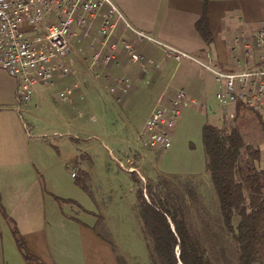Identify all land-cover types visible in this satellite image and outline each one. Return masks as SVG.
I'll return each instance as SVG.
<instances>
[{"label": "rangeland", "instance_id": "rangeland-1", "mask_svg": "<svg viewBox=\"0 0 264 264\" xmlns=\"http://www.w3.org/2000/svg\"><path fill=\"white\" fill-rule=\"evenodd\" d=\"M111 1L113 2V0ZM117 8L122 14L123 20L136 27L118 6ZM123 26L124 22L121 21L119 28ZM20 30L25 31L23 27ZM77 32L79 36L82 35L79 29ZM74 41H76V38ZM83 42L84 47L87 48V41L83 40ZM76 45L79 46L78 43ZM137 47L140 48L141 44H138ZM121 49L122 47L117 51V59L124 54L123 49ZM193 55L205 60L203 54L193 53ZM140 64H144V61ZM140 64L139 67L142 73L138 72V85L136 87L135 83L132 82L134 85L131 88L129 87L126 92L110 93L106 88L108 81H104L103 84L99 83L96 89L87 80L82 81L83 76L80 72V75L75 72L73 76L71 75L65 79L68 82L72 79L70 84L67 83V85L60 87L54 85V88L45 92L42 91L45 100L41 101L39 107L34 110H32L33 105L31 102L22 104L16 100L17 80L7 70L0 67V121L5 125L6 136L9 139V141H6V143L9 142L8 149L15 148L14 153L18 156L20 152L16 148L21 142L26 141L29 145L30 161L39 173H43L44 169L57 161L58 154L63 157L62 152H67L64 158L69 157L71 160L72 157H75L73 155L76 148L81 150L85 148L84 145H88L87 151H89L94 163L92 167L89 166L91 172L86 173L81 169V173L78 174L76 167V175H79V177L71 179L69 176L71 163H68V166H63V177L68 180L59 183L52 179V176L57 173V167H54L50 172L39 174L42 187L46 193L57 195L59 198L63 197L61 199L72 197L73 199H66L71 200L73 204L65 202L60 204L70 214L75 215L74 213L78 210L77 203L80 204L79 209L82 211L93 212L84 213L81 211L79 213L82 218L88 221L91 218H96V214H100L103 221L101 220L102 223L99 224L100 229L98 230L104 237L106 235L115 242L118 253L124 256L127 264H150L145 241L140 230V220L134 209L137 184L132 179L131 167L135 169L133 171L143 182L144 187L146 178H154L157 173L198 175L206 182V186L202 189L208 194L210 183L208 175L204 171L202 126L205 123H214L219 126L233 124L231 120L225 123L219 119L220 109L217 107L215 99L217 85L214 81V75L199 66L192 69L193 66L190 62H183L175 69L170 79L171 83L186 88L187 84L192 82L191 78L193 77V83L189 87L191 94L195 95L197 99H195V102L190 103L191 95L188 94L187 104L181 107L179 118L171 130V147L167 151L145 148L150 154L148 157L140 159V156L130 150L133 145L127 140L132 139L141 128L162 88V85H158L160 81L158 68L149 67L148 71H142V65L140 66ZM144 65L146 66V64ZM167 66L169 69L163 81L169 79L176 63L170 60ZM186 67H189L187 71ZM143 68L145 69L144 66ZM188 70L192 76L187 74ZM130 71H127L129 73L126 75L125 68L119 70L121 74L131 79L129 76ZM229 71H234V69L230 68ZM131 73L134 74L135 71ZM151 77L157 80L155 79L154 83L148 84V79ZM195 80L200 84L199 94L192 92L196 88ZM66 87L71 88L73 92L78 88L81 94V97H74L71 103L73 105L67 112L62 106L67 105L69 107L70 104L57 100L58 93ZM204 96H206V100ZM209 105L213 107V110H216L215 114L212 109H209ZM17 106L21 108L20 113L16 110ZM26 108L32 111L27 112ZM239 110L240 116L236 119V122L241 120L245 145L237 160V165L240 168L238 176L245 180L246 185H248L246 178L253 172L262 171L261 182H263L264 118L260 116L261 114L256 115L248 109L241 108ZM18 115H21L27 130L22 129ZM66 122L71 123V126L76 129L70 131L72 137L54 135L55 130L61 133L66 132ZM113 139H115V142ZM65 143H68L67 146ZM103 143L108 145L111 150L114 149L122 158H125L122 161L124 168L121 167L120 169V166L118 167L109 158ZM0 144H2L1 137ZM115 144L117 145L115 146ZM254 150L255 152H253ZM82 157H84L83 153ZM105 160L112 163L110 168L105 167ZM140 175L145 181L142 180ZM63 183L68 185L64 189H62ZM67 190L68 193L64 192ZM143 194L147 197L145 188H143ZM74 198L77 199L76 202H74ZM0 210L5 212L2 205H0ZM5 217L8 226L13 228L12 218L7 214H5ZM99 222L96 220V223ZM0 223H4L1 216ZM99 225L97 224V226ZM3 227H1L3 237H10L9 228L6 225L5 229H2Z\"/></svg>", "mask_w": 264, "mask_h": 264}, {"label": "crops", "instance_id": "crops-1", "mask_svg": "<svg viewBox=\"0 0 264 264\" xmlns=\"http://www.w3.org/2000/svg\"><path fill=\"white\" fill-rule=\"evenodd\" d=\"M113 2L122 10L134 26H136L134 28L144 31L163 43L191 54H203L205 57L206 51H209L212 62L225 69L234 68V63L229 57L227 41L243 29L251 30L258 21L264 20V0H206L208 24L211 32V40L208 42L204 40L195 27V23L202 13L203 0H113ZM121 31L122 28L118 27L117 34L114 38ZM125 38L131 40L133 39V35L126 33ZM136 44H141V47L137 48L141 50L146 66L140 63H130L123 50L124 54L122 57L120 55V58L117 59V64H111L109 67L104 68L101 78L97 82H93L84 73V65L87 62L84 60H75L73 62L72 72L69 75L56 76L52 85H40L38 87L39 95L34 97V103H37L39 107L41 101L45 100L42 91L45 92L52 89L54 85L60 87L65 84L67 85V83L70 84L72 79H70V82L65 79L71 75L73 76L75 72L78 74L80 72L81 76H83L82 81L87 80L97 89L99 83L103 84L104 81L111 82L113 77L120 73L119 70L125 68L126 72L131 70L129 76L137 87L138 74L141 72L139 64L145 67V71H148L149 67L158 68L157 71L159 72L158 76L160 78L158 85H162V88L157 98L162 93L171 95L177 88H184L187 96L188 94L191 95L190 99H197L195 95L191 94L189 87L193 83V77L191 78L192 82L188 83L186 88L182 85H172L170 80L175 69L181 63L190 62L193 66L192 69L198 67L196 63L189 60H184L179 64L176 63L169 79L163 81L169 69L167 66L168 61L172 59L168 58L164 51L152 45L144 44L142 41H137ZM82 45L84 44L82 43ZM147 59H152L154 62L152 64L148 63L146 61ZM188 68L186 67V71ZM187 74L192 76L189 70ZM119 75L124 74L120 73ZM155 79L154 77L149 78L148 84L154 83ZM132 82L130 88L134 85ZM195 85L196 88L192 92L199 94L200 84L197 80H195ZM72 95L73 99L74 97H81L80 90L76 88L72 92ZM204 97L206 100V96ZM72 105L70 104L69 107L63 105L62 108L67 112ZM208 107L213 110L212 106L209 105ZM26 110L27 112L32 111L29 108H26ZM213 111L215 114L216 110ZM218 116L222 120L220 110ZM18 118L22 129L27 130L24 120L20 116ZM65 124V133L55 130L53 134L71 138L70 131L76 129L69 122ZM0 131V137L2 139V144H0V205H2L5 211L1 212L0 210V213H2L0 216L4 222L2 224L0 223V264H27L14 239L11 237L12 235L10 237H3L2 226H4L2 229H5L6 225L10 231L5 214L12 218L16 228L23 236L30 253L43 264H119L112 245L102 239L93 228L96 224L97 217L91 218L89 221L82 218L79 215L82 211L79 209V203L76 204L78 210L74 213L75 215L66 212L55 199V197L59 196H54L44 191L39 177V174L50 172L54 167H57V173L52 176L53 181L60 183L61 181L68 180L63 177V166H68V163H71L69 166V176L71 179H77L79 177V175H71L73 171L76 172V167L78 174L81 173V169L86 173L91 172L89 166L92 167L94 163L89 151H87L88 145H84L85 148L81 150L76 148L75 154L73 155L75 157H72L71 160L69 157L64 158L67 152H62L63 157L58 154L57 161H54L47 169H44L45 171L43 173H39L30 161L28 143L26 141L20 143L18 148H16L20 152V155L17 156L14 153L15 148L8 149L7 147L9 142L6 143V141H9V139L6 136L5 125L1 121ZM113 141L115 142V139ZM65 144L67 146L68 143ZM103 145L108 152L109 158L118 167L120 166V169L121 167L124 168L122 161L125 158L118 155L114 149V151L111 150L108 145L104 143ZM146 149L142 148L140 150L133 147L130 150L140 156V159H143L150 154ZM168 149L161 151H167ZM82 153L85 158L82 157ZM104 163L106 168L112 166V163L108 160H105ZM133 170L135 169L131 167V171ZM67 186L63 183L62 189ZM53 190L56 191L55 189ZM59 192L63 193L62 191ZM64 192L68 193V190ZM66 198L72 197H64V199ZM76 201L77 199L74 198V202ZM65 203L73 204L72 202ZM82 212L93 213L90 211L87 212L86 210Z\"/></svg>", "mask_w": 264, "mask_h": 264}, {"label": "built area", "instance_id": "built-area-1", "mask_svg": "<svg viewBox=\"0 0 264 264\" xmlns=\"http://www.w3.org/2000/svg\"><path fill=\"white\" fill-rule=\"evenodd\" d=\"M121 21L123 29L114 38ZM126 33L132 34L133 39L127 40ZM83 40L87 41V48L82 45ZM137 41L163 49L177 64L189 60L211 72L223 122L235 119L241 108L264 118V20L227 41L229 57L234 63V71H229L214 64L209 51L203 60L134 28L123 20L111 0H0V67L17 80L16 100L22 104L31 102L32 109L38 107L33 101L39 95L38 87L52 85L56 76L69 75L75 60L87 62L84 73L93 82L101 78L104 68L117 64V51L121 47L130 63H141L144 56L137 48ZM131 82L125 75H116L106 88L112 94L126 92ZM72 92L71 88H65L57 99L71 104ZM186 99L184 88H177L171 95H159L141 128L128 142L140 150L168 149L171 130L181 107L187 104ZM189 102L195 100L189 99ZM16 110L20 113L21 108L17 106ZM71 175L75 176L76 172Z\"/></svg>", "mask_w": 264, "mask_h": 264}, {"label": "trees", "instance_id": "trees-1", "mask_svg": "<svg viewBox=\"0 0 264 264\" xmlns=\"http://www.w3.org/2000/svg\"><path fill=\"white\" fill-rule=\"evenodd\" d=\"M195 27L204 40H211L206 0ZM239 111L231 125L202 126L208 194L202 189L206 182L198 175L157 173L146 178L144 187L131 172L137 184L134 209L150 264H264L263 174L253 172L246 178L248 185L238 176L237 160L245 145L241 120L236 122ZM55 199L59 204L72 202ZM96 217L100 222L93 228L112 245L119 264H127L115 242L98 230L102 216ZM10 231L27 264H43L30 253L15 224Z\"/></svg>", "mask_w": 264, "mask_h": 264}]
</instances>
